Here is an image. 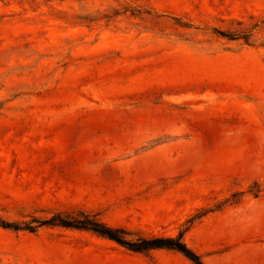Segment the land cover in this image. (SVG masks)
Returning <instances> with one entry per match:
<instances>
[{
    "label": "rangeland",
    "instance_id": "rangeland-1",
    "mask_svg": "<svg viewBox=\"0 0 264 264\" xmlns=\"http://www.w3.org/2000/svg\"><path fill=\"white\" fill-rule=\"evenodd\" d=\"M75 210L264 264V0H0V220ZM0 264L191 263L44 225Z\"/></svg>",
    "mask_w": 264,
    "mask_h": 264
},
{
    "label": "trees",
    "instance_id": "trees-1",
    "mask_svg": "<svg viewBox=\"0 0 264 264\" xmlns=\"http://www.w3.org/2000/svg\"><path fill=\"white\" fill-rule=\"evenodd\" d=\"M217 33L230 40L241 39L245 43L249 42L250 31L236 29ZM44 225L90 231L133 253L144 254L154 250H171L181 254L191 264H204L200 257L186 246L181 234L177 237L144 236L125 228L108 226L96 215L83 210L57 212L48 219L33 218L31 222L12 223L0 220V227L3 229L30 233L36 232Z\"/></svg>",
    "mask_w": 264,
    "mask_h": 264
}]
</instances>
